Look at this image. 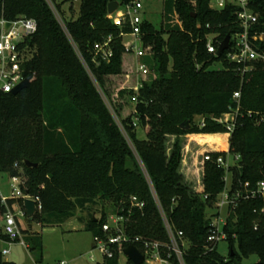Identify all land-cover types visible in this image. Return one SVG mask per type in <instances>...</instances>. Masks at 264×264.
I'll list each match as a JSON object with an SVG mask.
<instances>
[{
  "label": "trees",
  "instance_id": "1",
  "mask_svg": "<svg viewBox=\"0 0 264 264\" xmlns=\"http://www.w3.org/2000/svg\"><path fill=\"white\" fill-rule=\"evenodd\" d=\"M110 1L81 0L77 17H67L64 0H0V18L36 22V31L20 46L29 87L15 95L0 92V173L20 175L23 192L41 204L27 222L60 224L78 210L91 211L90 206L108 201L112 214L125 218L126 234L167 242L152 187L168 221L189 242L185 264H242L250 255L258 257L251 264H264V216L254 212L264 201H243L230 215L229 251L223 256L206 245V212L223 190V167L203 162L200 191L180 171L187 136L211 142L207 147L224 150L227 144L229 153L239 154L238 166L230 169L234 181L264 180V122H255L264 115V67L254 63L243 72L226 53L216 56L206 50V35L215 33L221 41L240 31L237 8L229 4L217 11L209 8V0H163L160 25L146 19L142 24V40L154 50L146 58L153 73L137 88L133 56L123 47L120 28L107 17ZM252 8L258 13L252 32L264 33V0H253ZM109 36L113 55L96 65L93 46ZM257 46L264 50V41ZM216 64L221 67L215 69ZM236 91L240 112L228 136L210 117L226 112ZM199 116L207 118L204 127H198ZM185 122L188 129L180 127ZM218 136H226V144ZM218 155L225 151L212 152L214 158ZM26 160L37 166H26ZM131 196L143 206H133ZM15 203L23 207L22 199L0 200V215ZM95 217L89 212L77 219L92 236L102 235L108 215L103 211ZM22 234L35 262L41 263V236L27 228ZM1 244L0 264H15L4 259ZM119 257H104L97 264H119ZM125 264L133 263L127 259Z\"/></svg>",
  "mask_w": 264,
  "mask_h": 264
},
{
  "label": "built area",
  "instance_id": "2",
  "mask_svg": "<svg viewBox=\"0 0 264 264\" xmlns=\"http://www.w3.org/2000/svg\"><path fill=\"white\" fill-rule=\"evenodd\" d=\"M71 3H80L81 0H69ZM120 2V1H119ZM145 0H129L121 3L118 8L107 17L112 23L120 28L119 36L122 37V44L126 52L130 53L134 59V72L136 74L137 88L141 87L143 81L149 78L153 70L146 63V58L152 57L154 50L152 45L145 44L142 40V24L145 20L143 10L145 8ZM253 0H209V8L213 10H221L227 5L232 4L235 10V18L240 31L230 34V42L228 48L223 52L226 53V59L231 62L242 65V71L251 70L254 63H261L264 67V50H260L257 42L264 41V33L252 32L253 25L258 21V13L252 8ZM54 13L61 24H63L58 12L53 8ZM10 22V26L6 28V23ZM209 25L206 24V27ZM127 27L128 31H123ZM36 31V22L33 19L24 17L17 18L13 21H7L0 18V92L11 93V91L26 77L22 64L24 62L23 49L21 44L26 37ZM217 34L210 33L206 35V50L208 53L216 54L220 40ZM112 37H108L102 43H95L93 46L94 56L93 63L96 65L102 61L109 62L112 55ZM88 70V68H87ZM89 71V70H88ZM90 73V71H89ZM240 92L233 94V105L218 117H210L214 121L222 124L225 133L230 136L234 131L240 112ZM252 116V112H247ZM198 127H204L207 121L205 116L197 118ZM256 123L264 122V115L255 118ZM219 151V150H215ZM225 155H218L216 158L212 156L214 150L204 153V161H212L216 165L223 167L225 175L223 176L224 187L218 194L212 206L208 208L206 217L208 219V230L206 235V245L210 249H217L219 242L227 241L226 227L229 224L230 215H234L236 209L241 202L261 199L264 201V180H259L255 184L249 181H234L231 167L238 166L240 155L229 153L228 147L225 146ZM232 154L235 163L228 161V155ZM11 192L9 197L1 196L0 200L6 204L8 199H33L36 206V212L41 209V204L37 196H30L23 192L21 185L24 180L20 175L10 177ZM152 196L159 209L163 225L167 234V242H161L156 239L143 238L138 236H130L124 231L123 222L125 218L121 215L111 214L102 224V235L92 236V247L98 249L103 258H112L118 254L119 261L123 256V249L128 245H134L142 254V262L144 264H185L184 254L189 242L184 237V233L180 229H176L168 221L161 205L158 202L154 189L151 187ZM207 199L208 195L204 194ZM133 206L142 207L143 203L136 200L135 196L130 197ZM17 213L14 207L8 209L0 215V241L5 243L7 247L1 248V254L9 253V246L19 243L27 247L22 234V222L17 215L26 218L24 208L19 207ZM264 216V207L260 210H254ZM233 216L231 221H235ZM26 222V220H25ZM109 222L112 225H109ZM260 228L258 222L254 223V229ZM235 235L233 234V237ZM125 256V255H124ZM126 257V256H125ZM92 259V256H90ZM58 264H66L59 261Z\"/></svg>",
  "mask_w": 264,
  "mask_h": 264
},
{
  "label": "rangeland",
  "instance_id": "3",
  "mask_svg": "<svg viewBox=\"0 0 264 264\" xmlns=\"http://www.w3.org/2000/svg\"><path fill=\"white\" fill-rule=\"evenodd\" d=\"M144 3L145 8L143 10V16L147 21L152 22L158 27L161 21L163 0H145ZM62 8L66 12L67 17H77L79 13V2L71 3L69 0H64ZM220 67V64H216L214 66L215 69H219ZM108 106L111 110L110 105ZM138 136L140 138L144 137L142 130L138 131ZM218 138L221 142L226 144V136H218ZM173 139L174 138L171 136L170 142H172ZM184 139V157L182 165L186 166L188 163H192L195 167H197V169L190 173L189 168L183 169V166H181L180 171L192 181L194 186H197L200 185L203 176L202 168L199 167L203 164L204 153L209 150L215 151L216 149L223 151V147L218 145L216 148H213L215 145L213 147H207L212 143L204 141L201 142L200 139H194L187 136H185ZM199 143L203 146H198ZM187 145H189V148L186 149ZM225 146H227V144ZM228 161L232 164L235 163L232 154L228 155ZM10 184V176L0 173V197L10 196ZM90 207L92 208L91 211H89V209L78 210L73 217L60 224L42 226L35 221L31 223L33 232L38 233L42 239L43 258L39 264H58L59 261H64L66 264H97L102 261L103 255L98 251V249L92 247L93 240L91 233L82 228L83 223L77 218L83 217L85 219L87 218L89 212L92 214L95 213V216L99 218L101 217L103 211H105L106 215L110 216L112 214L111 203L108 201L98 202V204ZM18 210H20L19 206L14 208L15 213H17ZM17 217L22 222V229H26L27 224L25 222V218L19 214ZM109 225H112V223L109 222ZM24 241L27 244V247L22 246L19 243L12 244L8 247L9 253L4 255V259L12 261L15 264H37L33 254L28 249L29 243L25 240V238ZM235 248L237 249L236 245ZM217 250L221 255L225 256L229 251L228 242H219ZM90 256H92V259H90ZM126 260L127 258L124 255L121 256L119 264H125ZM257 260L258 257L256 255H250L242 258V264L255 263Z\"/></svg>",
  "mask_w": 264,
  "mask_h": 264
},
{
  "label": "water",
  "instance_id": "4",
  "mask_svg": "<svg viewBox=\"0 0 264 264\" xmlns=\"http://www.w3.org/2000/svg\"><path fill=\"white\" fill-rule=\"evenodd\" d=\"M119 5H120V2L118 0L110 1L107 5V13L112 14L118 8ZM193 16H195V14H193ZM5 26H6V28H8L10 26V22H7ZM198 26H200V25L198 24ZM229 42H230V34H227L223 38V40L220 42V44L218 45V49L216 51V56H220L228 48ZM29 84H30L29 79L25 78L11 91V93L14 95L17 94L22 89L29 87ZM180 127L188 129L189 123L185 122V123L181 124ZM25 165L26 166H37L36 163H31L28 160L25 161ZM23 208L25 210L27 218L30 219V218H33L36 216V214H37L36 206H35V202L33 199H30V198L23 199ZM93 216L95 217V213H93ZM28 229H30V230L32 229V225L30 223L28 224ZM123 254L126 256L127 259L132 261L133 264H140L142 259H143L142 254L139 252V250L134 245L126 246L123 249ZM231 255H233L232 251H231Z\"/></svg>",
  "mask_w": 264,
  "mask_h": 264
},
{
  "label": "crops",
  "instance_id": "5",
  "mask_svg": "<svg viewBox=\"0 0 264 264\" xmlns=\"http://www.w3.org/2000/svg\"><path fill=\"white\" fill-rule=\"evenodd\" d=\"M181 166H183L182 165V163H181ZM192 166H193V164L192 163H188L186 166H183V169L185 168H192ZM190 171V170H189ZM191 173V172H190ZM196 189H197V191H200L201 189H202V186L201 185H197L196 187H195ZM18 206V204L17 203H15V204H13V207L15 208V207H17ZM25 220H26V224H27V228H28V222H27V217L25 218ZM31 224V223H30ZM83 229H84V224H83V227H82ZM85 230V229H84ZM31 231H33L32 229H31ZM92 235V234H91ZM92 245H93V243H92ZM5 247H7V245L5 244V243H2L1 244V248H5Z\"/></svg>",
  "mask_w": 264,
  "mask_h": 264
}]
</instances>
